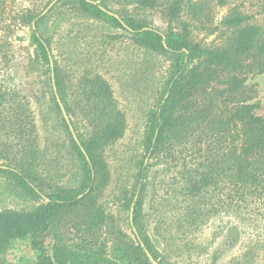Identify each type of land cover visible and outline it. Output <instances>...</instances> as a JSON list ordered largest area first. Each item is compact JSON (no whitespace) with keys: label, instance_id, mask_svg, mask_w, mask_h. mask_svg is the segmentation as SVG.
Wrapping results in <instances>:
<instances>
[{"label":"trees","instance_id":"1","mask_svg":"<svg viewBox=\"0 0 264 264\" xmlns=\"http://www.w3.org/2000/svg\"><path fill=\"white\" fill-rule=\"evenodd\" d=\"M64 1L65 4L75 3L76 11L85 16L128 33L137 46L166 56L170 62L155 105L147 114L141 141L144 154L136 161L134 186L130 193L126 192L121 205L128 212L134 204L132 220L139 239H128L117 230L116 235L125 239L115 251L118 264H151L144 249L158 264H175L160 254L141 224L144 195L155 181L150 178L151 168L162 163L171 171L172 185L179 189L177 194L182 197L180 202L176 199L169 204L171 211L180 212L176 215L179 227L193 226L197 230L209 219L207 209L213 214L226 211L233 218L231 228L236 236L248 226L262 242L264 118L256 113V105L247 103L242 93L249 75L264 73V19L255 21L256 15L243 9V2L233 4L218 18L214 6L223 7L230 0H143L145 5L159 1L158 7L152 5L153 11L167 22L166 28L160 30L151 25L145 12L128 14L126 10H114L111 7L114 0ZM14 2L0 0V177L14 190L39 203L25 210H0V264H15L1 257L15 239H29L31 248L41 252L36 264H50L43 256L44 240L66 212L90 207L89 231L93 229L90 235L96 239V230L104 218L101 206L95 207L92 201V194L99 187V148L122 137L124 120L119 112H114L108 84L97 77L93 82L95 88L89 92L103 96L106 105L102 110H107V117L100 134H77L87 158L84 156L53 94L51 43L40 32L46 15L42 17L29 8H17ZM115 3L122 7L120 2ZM188 13L193 17L189 21ZM258 13L264 14V7ZM23 27L29 28V44L34 48L33 59L28 63L39 67L40 76L45 77L50 102L68 137L69 151L78 162V176L73 177L76 187L59 184L60 180L55 181L51 175L44 177L38 170L41 152L34 114L27 97L13 86L12 66L16 43L22 42L18 32ZM198 30L215 38L209 44L200 42L194 34ZM53 64L57 93L67 115L71 116L73 107L55 60ZM70 122L75 130L74 122ZM153 159L154 164L150 162ZM207 189L215 191V203L211 206L197 199ZM177 205L181 206L177 208ZM89 238L84 241L93 243ZM80 251L78 264H86L91 258V248L83 247ZM75 260L64 244H55V264H72Z\"/></svg>","mask_w":264,"mask_h":264},{"label":"rangeland","instance_id":"2","mask_svg":"<svg viewBox=\"0 0 264 264\" xmlns=\"http://www.w3.org/2000/svg\"><path fill=\"white\" fill-rule=\"evenodd\" d=\"M53 1L15 0L14 6L29 8L33 14L41 15ZM142 1L114 0L111 7L114 10H126L128 14L145 12L152 26L164 30L166 20L153 11V7L159 6V1L151 5H145ZM65 2L57 0L54 8L46 16L43 15L44 23L40 32L50 40L53 60L59 68L61 83L73 107V113L68 117L75 124L74 131L76 135L83 136L92 132L100 134L102 123L107 117V110H102L106 104L103 96L100 98L89 92L95 88L93 82L99 77L110 88V102L114 104V112H119L124 120V132L119 139L102 144L99 148V187L92 194V201L95 207L101 206L104 218L96 230V239L90 235L93 229L89 231L92 217L90 207L66 212L61 222L46 236L43 256L50 260V264H55L53 248L61 242L76 259L72 264H78L77 255L83 247L91 248V258L86 264H118L115 251L125 239L116 235L117 230L128 239L135 238L129 223L130 211H124L121 205L126 192L134 186L136 161L144 154L141 141L146 130L147 114L155 105L170 62L166 56L152 54L137 46L128 33L106 22L91 19L76 11L75 3ZM115 2H120L122 7ZM241 2L243 9L256 15L255 21H263L264 14L259 15L258 12L264 7V0H230L223 7L214 6L213 11L221 18L233 4ZM192 18L188 13L187 21ZM198 31L194 34L200 42L209 44L215 38ZM18 35L22 42L16 43V59L12 66L13 86L27 97L34 114L41 152L38 170L44 177L51 175L55 181L60 180L59 184L76 187L73 177L78 176V162L69 151L68 137L50 102L45 77L40 76L39 67L28 63L34 56V48L29 44V28L23 27ZM244 88L242 96L246 97L247 103L256 105V113L264 118V73L249 75ZM150 162L154 164L155 160ZM151 171L150 178L155 181L144 195L141 224L157 250L169 262L264 264V236L260 242L256 231L248 226H244L241 234L236 236L231 228L233 218L226 211L213 214L207 209L209 219L197 230L193 226L188 229L179 227L176 215H180V212L177 209L171 211L169 204L176 199L180 202L182 197L177 194L179 189L172 185L171 171L165 163L155 165ZM14 189L0 177V210H25L39 203ZM206 191L197 199L211 206L215 203V191ZM88 237L93 243L84 241ZM40 253L31 248L29 239H15L10 241L1 257L15 264H36Z\"/></svg>","mask_w":264,"mask_h":264},{"label":"water","instance_id":"3","mask_svg":"<svg viewBox=\"0 0 264 264\" xmlns=\"http://www.w3.org/2000/svg\"><path fill=\"white\" fill-rule=\"evenodd\" d=\"M56 1H57V0H54L53 2H51V3L49 4V6L46 8V10H44V12H43L40 16L45 15V14H46V13H47V12L53 7V6H54V4L56 3ZM109 14L112 15V16H114L115 18H118V16H117L116 14H113V13H111V12H110ZM50 69H51L52 90H53V94H54V96H55V100H56V102H57V104H58V106H59L60 112H61V114H62V117H63L65 123H66L67 126H68L69 132H70V134H71L73 140L76 142V144L79 146L81 152H82V153L84 154V156H86V158H87V155H86L84 149L81 147V145H80V143H79V140H78V138H77V135H76V133H75V131H74L72 125H71L70 119H69V117H68V115H67V113H66V111H65V109H64V106H63V104H62V102H61V100H60V98H59V96H58L57 89H56V86H55V80H54V64H53V60H52V59H50ZM137 196H138V194H136V196H135V200L137 199ZM133 205H134V204H132V206H131V208H130V212H129V223H130V227H131V230H132L134 236H135L137 239H139V237H138V235H137V232H136V229H135V227H134V225H133V220H132ZM140 245H141V247L144 249V245H143L142 243H140ZM144 251H145V253H146L147 257H148V260H149V262H150L151 264H158V262L155 261V260L152 258V256H151V255H150L145 249H144Z\"/></svg>","mask_w":264,"mask_h":264}]
</instances>
